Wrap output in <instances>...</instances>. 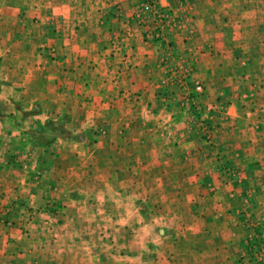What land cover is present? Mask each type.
Instances as JSON below:
<instances>
[{"label": "crops", "instance_id": "0c3cea01", "mask_svg": "<svg viewBox=\"0 0 264 264\" xmlns=\"http://www.w3.org/2000/svg\"><path fill=\"white\" fill-rule=\"evenodd\" d=\"M184 1L162 63L141 0H0V264H239L241 203L188 157L177 63L264 232V0Z\"/></svg>", "mask_w": 264, "mask_h": 264}, {"label": "built area", "instance_id": "2783aa9c", "mask_svg": "<svg viewBox=\"0 0 264 264\" xmlns=\"http://www.w3.org/2000/svg\"><path fill=\"white\" fill-rule=\"evenodd\" d=\"M178 8L184 9V0H177ZM140 5L132 14L131 19L136 23L143 24L146 28V39L158 46L161 44L162 63H173V51L166 45L167 32L173 28H179L184 39L190 35L188 27L189 17L183 10V14L177 11L170 12L166 8L158 6V0H141ZM167 80L171 86L176 87L181 93V105L188 112V123L184 128V139H196L198 145L188 150V157L198 161L208 158L221 160L219 167L222 175L230 182V198L241 201V206L235 213L237 224H239L245 236L242 240L244 249L239 254V264H264V232L261 223L253 214V200L256 194V187L244 188L240 183L242 180L236 176L235 170L223 164V159L216 144L213 142V130L210 119L203 114L195 98L202 94V86L194 84L191 79V67L177 63L168 75ZM192 110V112L190 111ZM219 117H224L225 113L221 108H215ZM47 212L56 215L59 205L55 202L49 204ZM31 214L30 210H26Z\"/></svg>", "mask_w": 264, "mask_h": 264}, {"label": "trees", "instance_id": "16d2710c", "mask_svg": "<svg viewBox=\"0 0 264 264\" xmlns=\"http://www.w3.org/2000/svg\"><path fill=\"white\" fill-rule=\"evenodd\" d=\"M160 46L159 47H161V44H159ZM199 97V96H198ZM201 109V108H200ZM191 112H192V110H190ZM223 164H225L227 167H229V168H231L232 166L230 165V163H228V161H226V160H224L223 161ZM220 168V167H219ZM241 184H242V186L244 187V188H247V187H250V186H248V184L247 183H245L243 180L240 182ZM251 187H253V186H251ZM49 210V209H48ZM261 228H262V224H261ZM263 230V229H262ZM243 240V239H242ZM241 244H242V249H244V245H243V242H241ZM238 259H239V257H238ZM238 261V263H239V260H237Z\"/></svg>", "mask_w": 264, "mask_h": 264}, {"label": "rangeland", "instance_id": "374dc122", "mask_svg": "<svg viewBox=\"0 0 264 264\" xmlns=\"http://www.w3.org/2000/svg\"><path fill=\"white\" fill-rule=\"evenodd\" d=\"M257 192H258V189H257V187H256V194L254 195V199H255V197L257 196ZM235 199V198H234ZM237 200V199H236ZM240 203H241V201L240 200H238ZM255 200H253V214H254V216H255V202H254ZM240 206H241V204H240ZM33 211V210H32ZM47 211V210H46ZM37 212V211H36ZM39 212L41 213V214H44L45 215V210H44V212H43V210H41V209H39ZM37 214V213H36ZM57 215V214H56ZM56 215H54V216H56ZM46 216V215H45ZM59 215H57V217H58ZM256 217V216H255ZM258 220V219H257ZM52 224H54V222L52 223Z\"/></svg>", "mask_w": 264, "mask_h": 264}]
</instances>
